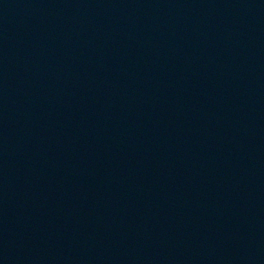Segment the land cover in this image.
<instances>
[{
  "label": "water",
  "instance_id": "obj_1",
  "mask_svg": "<svg viewBox=\"0 0 264 264\" xmlns=\"http://www.w3.org/2000/svg\"><path fill=\"white\" fill-rule=\"evenodd\" d=\"M0 264H264V0H0Z\"/></svg>",
  "mask_w": 264,
  "mask_h": 264
}]
</instances>
